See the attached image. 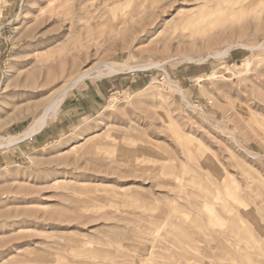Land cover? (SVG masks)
Wrapping results in <instances>:
<instances>
[{
    "label": "rangeland",
    "instance_id": "obj_1",
    "mask_svg": "<svg viewBox=\"0 0 264 264\" xmlns=\"http://www.w3.org/2000/svg\"><path fill=\"white\" fill-rule=\"evenodd\" d=\"M88 70L0 148V264H264V0H0V142Z\"/></svg>",
    "mask_w": 264,
    "mask_h": 264
},
{
    "label": "bare ground",
    "instance_id": "obj_2",
    "mask_svg": "<svg viewBox=\"0 0 264 264\" xmlns=\"http://www.w3.org/2000/svg\"><path fill=\"white\" fill-rule=\"evenodd\" d=\"M230 48V47H229ZM220 54V53H219ZM219 54H215L214 56H219ZM179 58V57H178ZM181 58H183L185 61L187 62H191V63H196L198 62L196 59H192L188 56H181ZM105 68H106V74L101 73L99 71H97V75L95 76V78H101L105 75H111V74H115L118 73L119 69V64L117 63H108L105 62L104 63ZM153 67H159L158 64L152 65ZM150 66H147L145 68H149ZM128 69H132V68H128ZM94 70H88V71H84L81 73L76 74L74 77H72L67 83H65L62 87L61 90V96L60 98L57 100L52 99L51 101H49L46 105V107L44 108V113L43 115H41L40 117L36 118L33 122V124H31V126L29 127V130L21 137V138H15L12 140L9 139H5L6 141L4 143L0 142V148H8L9 146L16 144L17 142H20L23 139H27L29 136H32L33 134L37 133L38 131H40L47 123V119H48V114L49 113H53L55 114V112L57 111L62 98L65 96L66 92L70 89H72L73 86L77 85L79 82H81L84 79H88L91 77L92 72Z\"/></svg>",
    "mask_w": 264,
    "mask_h": 264
}]
</instances>
